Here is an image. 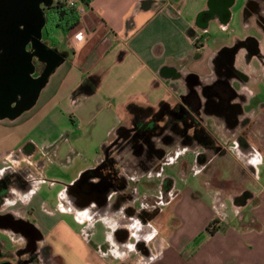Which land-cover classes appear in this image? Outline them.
Wrapping results in <instances>:
<instances>
[{
    "label": "crops",
    "instance_id": "crops-1",
    "mask_svg": "<svg viewBox=\"0 0 264 264\" xmlns=\"http://www.w3.org/2000/svg\"><path fill=\"white\" fill-rule=\"evenodd\" d=\"M82 3L85 14L75 27L67 32L57 29L44 37L43 23L38 42L26 47L32 53L33 78L55 63L30 107L14 117H0V179L11 175L19 181L3 191L0 212L30 218L56 257L55 264H70L80 250L87 261L95 257L100 264H264V98L255 87H251L250 106L246 109L247 100L240 108L255 122L250 144L257 153L228 155L226 151L221 156L223 163L230 161L237 172L244 158L251 166L244 168L249 176L242 186L245 199L238 200L236 189L225 186L238 180L228 166L209 172L201 167L193 169L194 154L186 152L169 167L171 170L165 167L160 177L137 174L142 178L135 186L139 198L154 196L162 179H172L171 191L178 195L163 202L162 212L170 207L173 230H157L169 218L164 214L159 225L152 224L153 231L146 234L138 229V220L127 224L120 208L90 211L95 203L88 209L66 207V185L75 183L82 172L101 166L108 149L121 141V127L136 117L128 112V103L151 109L163 103L177 104L184 87L168 69L182 72L185 80L198 76L204 83L205 78L213 81L218 74L217 50L209 52L206 65L201 62L197 69L193 65L209 50L206 44L202 45L204 51L196 49L201 38L197 33L208 29L212 21L220 23V0ZM206 13L208 18H204ZM41 18L30 27L34 29ZM78 30L86 31L88 39L75 43L72 33ZM261 79L264 81L262 73L253 84ZM82 82V92L73 93ZM172 83L179 88L174 89ZM204 126L213 133L216 144L225 145L228 137L221 126L215 130L207 122ZM47 161L62 166L65 182L45 178ZM28 168L36 176L26 190L20 183L21 173ZM46 185L47 191L43 188ZM139 198L130 203L136 210L147 204ZM84 214L92 223L87 231L81 230L86 224Z\"/></svg>",
    "mask_w": 264,
    "mask_h": 264
},
{
    "label": "flooded vegetation",
    "instance_id": "flooded-vegetation-1",
    "mask_svg": "<svg viewBox=\"0 0 264 264\" xmlns=\"http://www.w3.org/2000/svg\"><path fill=\"white\" fill-rule=\"evenodd\" d=\"M232 1L220 0L217 6L222 24L230 17L229 4ZM46 8L39 9L40 13L37 9H32L31 25L34 21H39L40 16L44 17ZM204 15V18L210 16L209 13ZM240 24L245 34L234 38L233 42L217 50L218 74L215 80L212 81L210 77H207L204 83L194 76V80L190 77L185 80L182 72L168 69V74L178 79L179 84H182L181 87H184L183 92L180 93L179 102L174 105L168 103L162 112H158L157 108L137 110V117L133 118L128 125L121 127V141L115 147L108 149V154L101 164L103 167L99 166L94 170V175L76 181L67 189L64 194L67 208H79L78 201L82 202L85 198L91 199L94 192L98 193L96 196L98 200L103 197V193L110 192L109 202L107 200L103 203L97 200L95 207L92 206L89 210L111 211L120 208L126 215L124 216L127 224L130 225L134 220H138V229L148 234L153 231V225H159V218L164 214L163 202L175 199L178 194L176 191H171L172 179L165 178L157 187V194L139 198L135 188L138 183L137 174L144 172L147 177H160L165 167L172 166L186 152H192L196 159L191 168L201 167L207 172L213 171V162L224 156L226 151L228 155H233L237 151L245 156L257 153L250 144L255 122L251 121L250 114L242 112L240 103L248 100V105L245 107L247 109L250 106L253 89L249 86L260 73L264 74V0H255L251 7L243 9ZM1 51L2 48L0 53ZM16 58H19V61L23 60V53L17 50L13 54L7 48L8 76L11 74L10 65ZM179 84L172 83V87L178 89ZM239 87L243 89L240 93L236 91ZM31 98L32 95L25 97L18 106ZM205 122L211 125L212 130L221 126L224 135L228 137L224 146L216 144L213 133L210 134L205 128ZM244 159L243 163L241 161L242 167L238 172L239 179L225 184L236 189L238 200L246 197V191L242 189V186L249 176L244 168L251 167L247 164L246 158ZM105 171L108 176H105L104 180L102 179L103 181L97 185L98 182L95 183V181L100 180L95 177L105 174ZM21 175L23 180L20 186L27 190L36 176L35 171L28 168ZM17 183L19 184V181L11 175L0 179V196L3 191H7L8 187ZM138 198L140 202L144 201L147 204L136 210L130 203ZM84 213L88 214L87 211ZM131 215L133 219H130ZM0 229L7 231L8 240L11 243V246L7 247L0 241V264H55L57 262L56 257L51 254L49 245L45 243L42 233L30 218L15 215L10 211H2L0 212Z\"/></svg>",
    "mask_w": 264,
    "mask_h": 264
},
{
    "label": "water",
    "instance_id": "water-1",
    "mask_svg": "<svg viewBox=\"0 0 264 264\" xmlns=\"http://www.w3.org/2000/svg\"><path fill=\"white\" fill-rule=\"evenodd\" d=\"M254 1L247 2L243 9L248 6L251 7ZM33 8L39 12V0H34V2L33 0H26L25 2L21 0H0V49L2 48L0 53V117H14L30 107L55 63L53 61L49 63L39 77L33 78L31 76V72H33L32 53L26 50V45L32 36L39 40L40 28L44 23V17H42L34 29L30 27ZM21 26L25 29H20ZM37 40L32 41V46L38 42ZM7 48L13 54L15 51L20 50L24 56L21 61H19V58L13 60L10 65L11 74L9 76L6 70ZM197 77L195 76V78ZM30 95H32V98L26 101L22 107H19L18 105L22 100ZM12 103H15V105L11 106ZM73 185L74 183L66 185V191ZM97 195L98 193L94 192V195L90 197L91 199L85 198L82 202L78 201L77 206L83 209L91 206L92 203L96 204ZM109 196L110 192L103 193V197L98 201L105 203ZM102 199L103 201H101Z\"/></svg>",
    "mask_w": 264,
    "mask_h": 264
},
{
    "label": "rangeland",
    "instance_id": "rangeland-1",
    "mask_svg": "<svg viewBox=\"0 0 264 264\" xmlns=\"http://www.w3.org/2000/svg\"><path fill=\"white\" fill-rule=\"evenodd\" d=\"M245 1L246 0H233L231 2V4L229 5L230 17L225 23L222 24V23L212 21V23H210V26L208 29H203L202 31H198L197 36H200L201 38L199 39L200 41L197 40L196 49L198 51L202 52L205 49V47H203L202 45L206 44V46L207 45L209 46L208 47L209 50L204 51V53H205L204 59L200 60L199 61L200 63H198V62L195 63L193 65L194 69L201 68L202 67L201 62H204L206 65V62H207L206 60H207L208 54L211 50H218L221 46L233 42L234 38L240 37V36L245 34V30L242 29L241 24H240L241 11H243L242 7H243V4ZM54 2H55V0H39V7L40 8L47 7V6L54 4ZM189 4L190 3L188 2L187 4L185 3L184 5L187 8L189 6ZM256 30H258V29L256 28ZM41 32L43 33L44 37H46L47 32L44 29ZM259 33L261 34V31H259ZM57 35H59V33ZM36 40H37V38H34V36H32L30 42H28L26 47L31 48L32 41H36ZM250 87H252V88L255 87V91H257V90H259V92L261 91L262 96L264 98V81L262 79H261L260 83H258L256 85L251 84ZM18 98H20V97H18ZM255 102H259V101H257V99H256ZM260 103L261 102H259V104ZM49 151L50 150H47V153H45L44 157H46V155H48ZM189 153L191 154L192 152H189ZM185 162H186L185 166L188 167L190 162L187 159H185ZM220 165L223 168H226V166H228V168L232 171L230 174L234 178L239 179L237 169H235L233 163H231L230 161H228L227 163H223L221 158H218L217 160H215L213 162L212 167L215 168V167H218ZM167 170H171V169L168 167ZM44 175H45V178H47L48 180H53L55 182H65L64 178H66V176L64 175L62 166L55 164L54 161H52V162L47 161ZM137 180L141 184L140 180H142V178L138 177ZM133 183L135 184V182H133ZM142 183H145V181H143ZM43 188L47 191L48 190L47 188H49V187L46 185ZM225 188L226 187L223 186V189H225ZM226 201H228V204L230 205L229 199ZM167 216L169 217L168 219H167ZM164 217H165V219H167L168 223L166 221V224L162 228H160L158 226L157 230H159V231L161 229L166 230V231L173 230L174 225L170 220V207H166L164 209ZM84 218H85L86 224L83 227V229H81V230H83V231L90 230L89 226L92 224L91 220L86 218V216ZM94 229H95V227H94ZM153 240H155V238H153L152 240L149 239V241L151 243ZM0 241H2L4 244H6L7 247L11 246V243L8 240V235L6 232L0 231ZM84 255H85V252L80 250V254L74 255L72 257V260H70V262H71L70 264H100V260L96 259L95 257L93 259L91 258L87 261L85 259ZM90 257H92V255ZM90 260H92V261H90Z\"/></svg>",
    "mask_w": 264,
    "mask_h": 264
},
{
    "label": "trees",
    "instance_id": "trees-1",
    "mask_svg": "<svg viewBox=\"0 0 264 264\" xmlns=\"http://www.w3.org/2000/svg\"><path fill=\"white\" fill-rule=\"evenodd\" d=\"M78 22H79L78 13L72 7H64L60 3L56 2V4L48 6L45 10L44 24H45V30H46L48 35L52 34L57 29H60L64 32H67L70 29H72L73 27H75L78 24ZM84 83L85 82H82L73 91V93L82 92V89L84 88ZM167 106H168V103L160 104L159 107L157 108V111L162 112L163 109H165ZM143 109H151V108L140 107V106H138L132 102L127 104L128 112L135 114L136 117H137V115H136L137 110H143ZM101 167H103V166H101ZM105 172H106L105 174L98 175V178L100 181H97L98 182L97 185H99L100 182H102L104 180L105 176H108L107 171H105ZM94 174H95L94 170H86V171L81 173V175L79 176V178L76 181L83 180V179L87 178L88 176L94 175ZM208 227H207V229H209ZM210 231H212V229Z\"/></svg>",
    "mask_w": 264,
    "mask_h": 264
},
{
    "label": "built area",
    "instance_id": "built-area-1",
    "mask_svg": "<svg viewBox=\"0 0 264 264\" xmlns=\"http://www.w3.org/2000/svg\"><path fill=\"white\" fill-rule=\"evenodd\" d=\"M64 7H72L78 13L79 18L85 14V8L83 6L82 0H56ZM88 39L86 31L78 30L72 33V40L75 43L82 42Z\"/></svg>",
    "mask_w": 264,
    "mask_h": 264
}]
</instances>
